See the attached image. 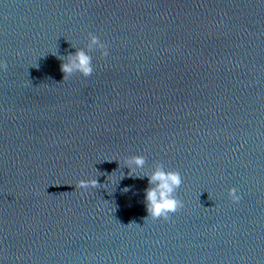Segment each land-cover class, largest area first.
Instances as JSON below:
<instances>
[{
  "label": "water",
  "instance_id": "water-1",
  "mask_svg": "<svg viewBox=\"0 0 264 264\" xmlns=\"http://www.w3.org/2000/svg\"><path fill=\"white\" fill-rule=\"evenodd\" d=\"M0 61V264H264V0H0Z\"/></svg>",
  "mask_w": 264,
  "mask_h": 264
},
{
  "label": "clouds",
  "instance_id": "clouds-1",
  "mask_svg": "<svg viewBox=\"0 0 264 264\" xmlns=\"http://www.w3.org/2000/svg\"><path fill=\"white\" fill-rule=\"evenodd\" d=\"M92 43H97L98 38L94 34H90ZM107 51L103 55H107ZM6 68V64L0 61V69ZM61 71L65 74L72 72L73 70L79 71L84 76H89L93 69L91 66V57L83 50H77L71 54L69 62L61 63ZM137 165L143 164L142 157L133 158ZM149 184L155 182L154 187H149L145 190V207L147 211V217L168 219L169 213L176 212L182 207V202L174 195L175 190L179 188L182 183L181 175L176 170L165 171L163 169H156L148 178ZM97 180L95 178L90 180L77 181V187L87 188L89 186L96 187ZM229 198L237 202L240 200L237 189L230 187L228 189Z\"/></svg>",
  "mask_w": 264,
  "mask_h": 264
}]
</instances>
